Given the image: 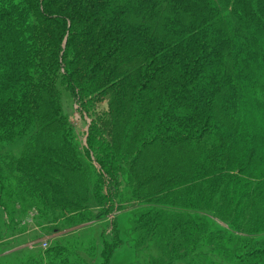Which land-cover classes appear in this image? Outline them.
Segmentation results:
<instances>
[{
    "label": "trees",
    "instance_id": "trees-1",
    "mask_svg": "<svg viewBox=\"0 0 264 264\" xmlns=\"http://www.w3.org/2000/svg\"><path fill=\"white\" fill-rule=\"evenodd\" d=\"M58 75L86 110L89 96L112 98L84 154L60 114ZM258 85L264 0H0V141L36 127L0 161V189L7 169L29 199L10 189L0 226L23 201L41 220L89 227L130 200L151 264H264V96L247 103L253 118L240 112ZM109 224L98 264L122 245Z\"/></svg>",
    "mask_w": 264,
    "mask_h": 264
},
{
    "label": "rangeland",
    "instance_id": "rangeland-1",
    "mask_svg": "<svg viewBox=\"0 0 264 264\" xmlns=\"http://www.w3.org/2000/svg\"><path fill=\"white\" fill-rule=\"evenodd\" d=\"M81 18L82 16L79 15L78 18L76 17V21ZM44 39L46 38L44 37ZM84 41L85 39L78 38L76 44H80ZM73 54V48L69 49L67 61L72 58ZM58 72H60V70H58ZM57 78L52 88L53 91L58 94L57 101L60 114L73 128L74 140L79 145L80 153L84 154V146H87L90 128L92 126L93 129L95 127L94 125H97L98 116L102 118H107L109 116V103L112 98L106 97L102 101L92 104L90 102L96 99L89 96L86 99V104L88 106L86 110L83 108V104L79 102L80 95L77 94L75 96L72 94L70 87L65 85V81L60 78V75H58ZM39 85L43 86V83ZM260 88L261 86L258 85V92L255 94L247 88L246 93L243 95V106L240 110L242 114L250 118L255 116L257 110L247 103L263 98L264 90L261 92ZM245 102L247 107L244 105ZM201 115L202 114L198 112L194 115L183 116L187 117V119L184 120L186 124L188 122L187 128L193 126L188 120V117H200ZM35 129V126L29 125L26 134L20 132L16 133L13 127L5 129L3 140L0 141V161L3 162L6 159L13 160V157L20 155L23 151L28 133L31 135ZM94 162L97 164L96 160ZM3 171H6L5 174L7 177H5V179L7 184H3V189H0V201H3V199L7 197L10 189L16 195L12 197L15 202L20 200L19 195L29 200L28 197L25 196L24 191L22 194V189H18V183L13 180L11 183L8 180L10 174L7 169H3ZM24 172L25 171H23V173ZM13 176H17V173L15 172ZM214 203L219 207L222 206L221 201H214ZM22 206L21 209L18 207L13 209L14 206H10V210H13L9 212V216L5 217L6 219L9 218L10 223L0 226V264H60V260L56 261L51 259L50 249H54L51 253L56 251L60 254L69 256V260L73 264L101 263L105 242L103 231L106 229L110 230L111 225L109 223L112 220L118 222L120 230L119 236L122 238V245L120 247L118 246L119 248L117 247L114 250L111 259L103 264H151L152 259L150 256L157 255V250H149L144 247L143 249H139L137 246V235L134 233L133 220L140 207H138V205L133 206L130 200L124 202L125 208L123 211L115 214L112 213L109 217L103 218L97 221L94 226L89 227L84 225L68 226L50 223L46 220H41L38 216L37 209L31 211V207L27 206L24 201ZM189 212V214H194V212L198 211L190 210ZM199 212H202L201 215L207 216L205 211ZM0 214L6 215L8 213L5 214V212H1ZM191 224L198 225L199 223L195 222ZM108 236H110V234ZM92 241L95 243V250H91ZM47 252H49L47 256L48 260L46 259L47 257H45ZM177 264H185V261L180 260Z\"/></svg>",
    "mask_w": 264,
    "mask_h": 264
},
{
    "label": "built area",
    "instance_id": "built-area-1",
    "mask_svg": "<svg viewBox=\"0 0 264 264\" xmlns=\"http://www.w3.org/2000/svg\"><path fill=\"white\" fill-rule=\"evenodd\" d=\"M46 245V244H45Z\"/></svg>",
    "mask_w": 264,
    "mask_h": 264
}]
</instances>
